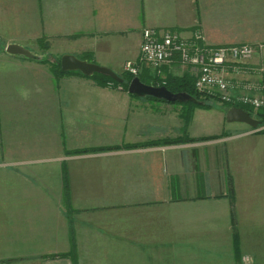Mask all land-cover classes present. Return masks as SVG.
<instances>
[{"label": "crops", "instance_id": "obj_1", "mask_svg": "<svg viewBox=\"0 0 264 264\" xmlns=\"http://www.w3.org/2000/svg\"><path fill=\"white\" fill-rule=\"evenodd\" d=\"M145 29L256 48L249 72L233 78L264 94V0H0L4 49L36 56L42 39L60 58L90 56L119 77L138 62ZM1 49L0 264H115V253L116 264H236L233 235L239 255L264 264V135L228 124L240 132L126 149L175 133L179 119L172 111L154 119L148 108L165 104L150 107L118 87L74 75L56 81L38 59ZM162 71L163 80L188 75L180 65ZM224 123L225 113L198 111L187 134L218 136ZM85 150L98 151L72 154Z\"/></svg>", "mask_w": 264, "mask_h": 264}, {"label": "built area", "instance_id": "obj_2", "mask_svg": "<svg viewBox=\"0 0 264 264\" xmlns=\"http://www.w3.org/2000/svg\"><path fill=\"white\" fill-rule=\"evenodd\" d=\"M255 50L247 45L207 47L199 32L185 39L173 31L145 29L141 34L138 62L127 64L125 71L136 76L144 67L161 77L163 68L186 66L197 71L193 82L196 91H212L217 102L231 108L246 107L254 114L264 107L262 86L234 82L233 77L242 73V64ZM251 91L252 94L247 93Z\"/></svg>", "mask_w": 264, "mask_h": 264}, {"label": "trees", "instance_id": "obj_3", "mask_svg": "<svg viewBox=\"0 0 264 264\" xmlns=\"http://www.w3.org/2000/svg\"><path fill=\"white\" fill-rule=\"evenodd\" d=\"M37 45L39 46V49L45 54H47L48 51V44L44 41V40H39L37 41ZM43 58H38V61L42 64H45L49 67V70L52 74V76L55 78L56 81H58L60 78H63L65 76L68 75H74V76H78L81 78H86V79H90L92 80L95 84L99 85L100 87H106V86H111L114 88H120L123 91L127 92V88L129 85V82L131 81V79L135 76L129 74V73H124L123 75L120 76L121 78V82L115 81L109 77L103 76V75H99V74H93L92 76H84L79 72H63L60 69V58H58L55 62H52L49 59V56L46 59ZM81 60H90V58H87V56H83L81 58ZM146 73L149 74L148 78L150 80V83H146L148 85L151 86H157V87H165L168 91L172 92V93H180V92H185L187 94H189L191 97H193L196 102H186V103H182V104H178L175 103L176 105L180 106L182 108V111L185 112V114H182V120H183V125L184 128L187 127V125L189 124L193 111L196 109H204V110H208L211 108V105H208L205 101V99L201 98L198 94H196L194 87H193V82L194 79L188 75H183L181 77H173V76H167L164 80L161 79V77H157L156 74L151 75L150 73H152L148 68H142L139 72V74H137L136 76L139 77L142 80V77H146ZM163 73V71H162ZM145 83V82H144ZM215 98V97H213ZM148 100L151 101H156L152 98H146ZM161 103H165V102H161ZM169 104V103H166ZM225 108V113L227 110H229L231 107L225 106L223 107ZM242 108L244 111L248 112L252 117L254 116V114H252L251 110L249 108L246 107H240ZM255 116L260 119V124L264 123V107L262 109H260L259 111L256 112ZM221 137V135H219L218 137H208V138H203V140H209V139H214V138H219ZM178 140H170V141H161V142H154V143H149L148 145H166V144H172V143H177ZM184 141L189 142L192 141L191 139H184ZM137 146H142V145H132V146H125L124 148H134ZM145 146V145H144ZM95 152L98 150H85V151H74L72 152V154H83V153H87V152ZM68 154V153H67ZM227 186L230 187L231 189V181L230 178H228L227 180ZM63 188H64V192H65V206H66V211H67V216L68 218H70V216L75 212L72 210V208L70 207L69 204V200L67 199L68 193H67V183H66V177L64 174L63 177ZM232 190V189H231ZM232 204V202H231ZM234 223V221H232ZM69 242L71 243V245H73L74 243V235H73V230L72 227H70L69 230ZM233 247H234V254H235V258L238 256L239 253V238L237 235H233ZM68 255L72 256L75 255L74 251H70L68 253ZM68 256V257H69Z\"/></svg>", "mask_w": 264, "mask_h": 264}, {"label": "rangeland", "instance_id": "obj_4", "mask_svg": "<svg viewBox=\"0 0 264 264\" xmlns=\"http://www.w3.org/2000/svg\"><path fill=\"white\" fill-rule=\"evenodd\" d=\"M0 49L5 51V49H4L3 46H0ZM33 51L36 54V56H38L39 58L41 57L43 59H46L49 56V59L48 60H50L52 62H55L58 58H60L57 54H55L52 51H48L47 54L46 53L44 54L40 49H34ZM258 53H259V51L257 52V49H256L254 51L253 55L250 57V59L247 62H245L244 64H242L241 70H244L246 73H248L249 71H247V68L251 67V66H249V62ZM87 58L92 59V57H90V56L87 57ZM88 62L91 63L92 61L88 60ZM127 64L128 63H125V65H124L125 66V69H126V65ZM182 67H184V66H182ZM185 68H186V72L188 73V76H190L193 79H195V76H196V72L197 71L194 70V69L187 68L186 66H185ZM257 72H258V70H257ZM124 73H128V72L125 71ZM124 73H122V75ZM150 74L153 75V73H150ZM135 77H137V76H135ZM141 78L143 80L142 82L143 83L145 82L144 84L150 83V80L149 79H146L145 77H142V76H141ZM247 83H249V82H247ZM195 92L201 98L205 99L206 100L205 102L208 105H211V108L208 109V110H204V109H196V110H194L193 111V114H192V117H191V120L193 119L194 113L195 112H198V111H200V112H207V113H213V112H220L221 114L222 113H225V108H223V107H225L226 105H223V104L217 102L216 101V97L214 96V94H213L212 91H209V92H207V91L198 92V91L195 90ZM247 93L252 94L253 91L247 92ZM213 97H215V98H213ZM144 100L145 101H141V102L143 104H146V105L150 106V107L151 106H153V107H162L161 104H154V103L151 102V100H148V99H144ZM163 104L166 105L165 106L166 107L165 110L164 109H159V108H156V109L154 108V109H151V110L148 108V110H149V112H151V113L154 114V117L156 116L154 119H157V116H167V115L170 114V111L174 112L176 118H178L179 119V122H180L179 128L178 127L177 128L175 127V131H174L175 133H173V134L163 133L164 135L162 136V134L158 133L157 134V137L148 138L150 140H148V141L146 140L147 142H143V144H142L141 147H143V148H148V147H150V148H160V147H162L163 148V147L175 146V145H179V144H192V143L193 144L194 143L195 144L196 143L198 144V143H203V142H207V141H212V140L218 139V138H214V139H209V140H203V138H208V137H193V138H191L190 135L187 134V127L184 128V125H183V120H182V116L181 115L182 114H185V112L182 111V108L180 106L176 105V104H166V103H163ZM166 110H167V113H162L161 112V111H166ZM255 114L256 113H254L253 118L260 122V119H258L255 116ZM191 120H190V122H191ZM230 127L231 126H228V124H225L224 123V128H223V131L220 134L221 137H219V138H222V137L225 138V137H228V136H230V135H232L234 133L240 132L239 131V128H230ZM244 127L245 128H243V127L241 128L242 131H243V129H245V131L253 132L255 135H264V123L263 124H260L259 128L255 129V130L254 129H251V128L247 127V126H244ZM179 129H180V131H177ZM218 136H211V137H218ZM184 139H191L192 141L186 142V141H184ZM170 140L171 141L172 140H178V141H177V143L166 144V145H162V144L161 145H158V144L157 145H148L149 143H154V142L156 143V142L170 141ZM225 191H226L225 192L226 197H228L229 200H230L231 199V196H232V191H231L230 187L227 186V189L225 188ZM230 206L232 207V204ZM232 239H233V236H232ZM232 244H233V240H232ZM233 250H234V247H233ZM243 250L245 251V249H243ZM100 254H102V253H100ZM118 255H119L118 253H115V257L112 259V262L115 263V264L119 262L120 257ZM59 256L63 259L65 257H68L69 255H68V253H66V254H60ZM249 256L250 255H247V254L245 255V253L243 251H241L240 252V255L238 254V256L236 257L235 263L236 264H253V259H252V257L249 258Z\"/></svg>", "mask_w": 264, "mask_h": 264}, {"label": "water", "instance_id": "obj_5", "mask_svg": "<svg viewBox=\"0 0 264 264\" xmlns=\"http://www.w3.org/2000/svg\"><path fill=\"white\" fill-rule=\"evenodd\" d=\"M5 53L13 56H21L29 60L37 59V57L31 54L27 49L15 44L7 45ZM60 69L63 72H79L84 76L99 74L121 82V78L113 75L108 69L89 63L86 60L77 59L73 56H62L60 58ZM127 93L134 98H152L156 101L169 104L196 102L193 97L185 92L172 93L165 87L147 85L144 84L139 77H133L131 79L127 88ZM225 122L227 124H243L254 130L260 126L259 121L254 119L248 112L237 107L230 108L226 111Z\"/></svg>", "mask_w": 264, "mask_h": 264}]
</instances>
